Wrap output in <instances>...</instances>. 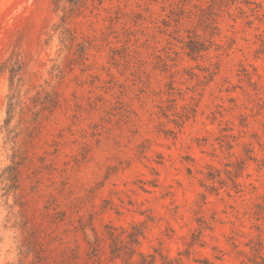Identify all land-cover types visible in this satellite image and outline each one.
I'll use <instances>...</instances> for the list:
<instances>
[{
    "label": "rangeland",
    "instance_id": "rangeland-1",
    "mask_svg": "<svg viewBox=\"0 0 264 264\" xmlns=\"http://www.w3.org/2000/svg\"><path fill=\"white\" fill-rule=\"evenodd\" d=\"M75 2L0 0V264H264V0Z\"/></svg>",
    "mask_w": 264,
    "mask_h": 264
},
{
    "label": "trees",
    "instance_id": "trees-1",
    "mask_svg": "<svg viewBox=\"0 0 264 264\" xmlns=\"http://www.w3.org/2000/svg\"><path fill=\"white\" fill-rule=\"evenodd\" d=\"M70 3L76 5L78 4V2L76 3L75 1L77 0H68ZM63 27V30H62V41H67V40H73V38H71V34H70V29H69V25L68 23H64L62 25ZM85 51H86V48L84 46H82V49L80 50V53L81 55L83 56L85 54ZM22 58H21V55L20 54H16V57H10L8 59L7 62L4 63V66L9 70L10 72V77H11V82H13L15 80V77L16 75L18 74L17 71L19 70V67L21 68L20 64L22 63ZM21 80V79H20ZM19 96H21V91H20V94ZM13 99V96L11 97L10 99V103H9V110H8V113L10 115V120H8L7 122H11V119H12V113L14 111V102L12 101ZM54 105V104H53ZM16 156H20L21 159H24L27 157L26 155V152H21V153H17L15 154ZM21 160L19 162H17L18 164H21ZM14 170V169H13ZM17 170V169H16ZM14 175V178L17 179L16 176H18V171L16 172H12L10 174V178L13 177ZM263 208V207H262ZM138 226H133V229H137ZM138 233H136V231H132L129 233V239H130V242L133 243V244H136V245H139L141 243L140 241V236H143L144 235V232L143 231H137ZM113 241L115 242V246L112 247V254L114 255L113 257H119L122 255L121 253V249L118 247V243H122L123 242V239L121 238V235L117 234H113L112 237ZM260 246H262V243L260 242L259 243ZM137 252V249L136 248H132V250L130 252H126L127 253H130V258ZM138 253L144 258L143 262L141 264H147V256L142 252V251H138ZM153 260L150 261V262H154L155 261V256H153ZM129 258V259H130Z\"/></svg>",
    "mask_w": 264,
    "mask_h": 264
}]
</instances>
